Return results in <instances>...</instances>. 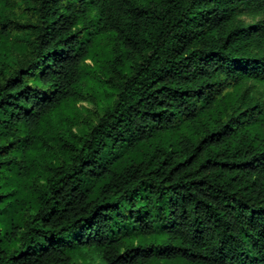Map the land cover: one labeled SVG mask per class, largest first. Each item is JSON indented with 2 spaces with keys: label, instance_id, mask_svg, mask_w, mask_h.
I'll list each match as a JSON object with an SVG mask.
<instances>
[{
  "label": "trees",
  "instance_id": "16d2710c",
  "mask_svg": "<svg viewBox=\"0 0 264 264\" xmlns=\"http://www.w3.org/2000/svg\"><path fill=\"white\" fill-rule=\"evenodd\" d=\"M262 83L264 0H0V264H264Z\"/></svg>",
  "mask_w": 264,
  "mask_h": 264
},
{
  "label": "rangeland",
  "instance_id": "374dc122",
  "mask_svg": "<svg viewBox=\"0 0 264 264\" xmlns=\"http://www.w3.org/2000/svg\"><path fill=\"white\" fill-rule=\"evenodd\" d=\"M4 14H6L8 17L12 18V12L10 10H4L1 9ZM18 51L15 52L13 57H16L18 55ZM88 65L93 69H97L95 64L92 61H87ZM99 77L94 78L92 77V74L90 75V79L88 87L90 88L95 96V103L91 102H79L76 104H72L66 109H64V113L66 115H74L78 117L81 120H87L93 122L96 118L97 112H98V106H104L107 105L106 95H110L109 90L106 91V87L104 84V80L106 79L104 74L98 73ZM85 83V82H84ZM256 95L259 97L264 98V84H257L256 85ZM105 99V100H104ZM76 264H84L83 261L80 259Z\"/></svg>",
  "mask_w": 264,
  "mask_h": 264
}]
</instances>
